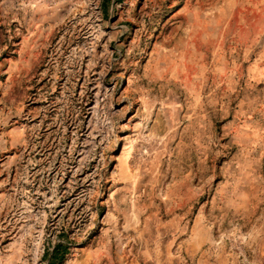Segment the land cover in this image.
<instances>
[{
	"label": "rangeland",
	"instance_id": "1",
	"mask_svg": "<svg viewBox=\"0 0 264 264\" xmlns=\"http://www.w3.org/2000/svg\"><path fill=\"white\" fill-rule=\"evenodd\" d=\"M203 9L0 0V264H264V79Z\"/></svg>",
	"mask_w": 264,
	"mask_h": 264
},
{
	"label": "crops",
	"instance_id": "2",
	"mask_svg": "<svg viewBox=\"0 0 264 264\" xmlns=\"http://www.w3.org/2000/svg\"><path fill=\"white\" fill-rule=\"evenodd\" d=\"M201 4L203 38L216 46L204 51L208 55L205 61L245 63L252 79H264V0H201ZM232 47L241 50L236 52ZM233 55L237 59L227 58Z\"/></svg>",
	"mask_w": 264,
	"mask_h": 264
},
{
	"label": "trees",
	"instance_id": "3",
	"mask_svg": "<svg viewBox=\"0 0 264 264\" xmlns=\"http://www.w3.org/2000/svg\"><path fill=\"white\" fill-rule=\"evenodd\" d=\"M68 248L66 245L57 243L51 253L48 255L47 264H60L65 255L67 254Z\"/></svg>",
	"mask_w": 264,
	"mask_h": 264
}]
</instances>
